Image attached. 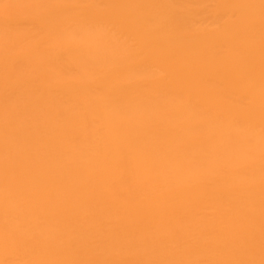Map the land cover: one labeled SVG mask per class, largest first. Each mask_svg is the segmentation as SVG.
Returning <instances> with one entry per match:
<instances>
[{"label":"bare ground","instance_id":"1","mask_svg":"<svg viewBox=\"0 0 264 264\" xmlns=\"http://www.w3.org/2000/svg\"><path fill=\"white\" fill-rule=\"evenodd\" d=\"M0 264H264V0H0Z\"/></svg>","mask_w":264,"mask_h":264}]
</instances>
